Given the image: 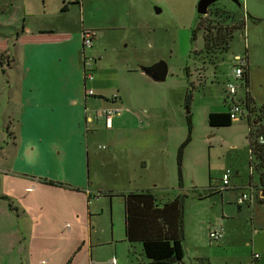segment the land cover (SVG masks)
Instances as JSON below:
<instances>
[{
    "label": "crops",
    "instance_id": "crops-1",
    "mask_svg": "<svg viewBox=\"0 0 264 264\" xmlns=\"http://www.w3.org/2000/svg\"><path fill=\"white\" fill-rule=\"evenodd\" d=\"M131 1L60 0L55 7L68 12V5L75 3L79 13L87 11L93 17L101 14L111 17L116 11L129 14ZM240 1L248 8V0ZM259 1L263 0H252L251 7L264 12V8L256 3ZM157 4L160 6L159 2ZM155 10L160 12V9ZM257 14L253 13V16L259 18L261 15ZM90 25L88 27L94 29L92 47L84 53L94 59V79L86 82L85 86L81 44L82 33L86 29L83 26L76 31H59L50 26L35 29L30 23H25L14 39L13 48L10 46L1 57L0 142H5V145L0 146V235H13L18 245L26 243L23 254L29 264H38L32 245L42 248L39 252L41 264H66L69 258L70 264H90L93 254L88 247L90 243L86 244L85 239L90 237L91 240L93 216L105 209L106 202L95 200L97 207L92 210V197H105L112 207L115 201L122 202L120 194L128 192L151 191L160 201L184 193L183 186L178 187L176 160L177 149L188 136L181 97L172 105L175 110L172 115L160 117L151 113L158 108L157 102L150 107H141L125 101L122 90L127 91L128 88L111 95L104 92L96 81L98 53L95 52V44L98 36L95 24ZM106 28L112 29L113 26ZM118 41V38L110 40L116 47ZM3 62L9 72L4 71ZM246 62L249 66L248 88L243 89L244 97L240 99L236 90L233 101L238 99L242 102L246 93L255 101L250 90L254 70L248 53ZM138 66V62L133 67L126 65L127 76L135 80V84L152 82ZM114 86L121 87L120 84ZM85 87L92 89L94 94L86 95ZM135 88L140 92V88ZM113 95H117L115 100ZM230 104L227 101L228 110ZM114 106L126 107L128 111L123 110L119 116L113 117L108 126L99 111ZM242 109L247 116L245 104ZM221 112L226 111L215 113ZM252 119L249 116L247 121ZM4 128L7 130L6 141ZM102 141L106 145L100 144ZM150 168L162 170L166 180L162 181L159 175L154 178L155 170L151 171L152 178L148 179ZM33 176L44 179V182L38 179L31 181L29 178ZM210 182L208 178L209 185L205 191L220 194L222 201L236 207V214L250 210L253 229L255 224H264V201H258L264 197L261 196L257 176L255 180L250 176L247 184L230 186L221 192V184L211 187ZM239 189H248L253 194L240 206L235 203ZM22 192L31 196V203L22 200L15 204L12 201L22 197ZM108 192L111 196L101 194ZM4 198L10 200L8 205ZM12 212L15 218L11 216ZM99 233L96 232L97 235ZM184 233L186 237L185 226ZM224 241L223 237L219 242ZM194 244L186 264H194L195 258L204 257L200 246ZM97 255L95 253V264H110L116 259L106 262ZM113 255L118 256L117 251ZM258 256L255 261L261 257ZM122 264L126 262L122 261Z\"/></svg>",
    "mask_w": 264,
    "mask_h": 264
},
{
    "label": "rangeland",
    "instance_id": "rangeland-1",
    "mask_svg": "<svg viewBox=\"0 0 264 264\" xmlns=\"http://www.w3.org/2000/svg\"><path fill=\"white\" fill-rule=\"evenodd\" d=\"M59 1L51 0L49 3L47 0H0V54L5 55L10 46L13 48L14 39L25 23H30L35 29L50 26L58 28L59 31H76L83 26L85 31L91 32L94 29L88 26L95 24V33L98 36L95 44V52L98 53L95 75L104 92L111 95L120 92V89L128 88L127 91L122 90L125 101L141 107H150L157 102L158 108L151 113L160 117L172 115L175 112L172 105L181 97L182 113L190 118L191 141L185 148L182 166V189L189 196L184 205L185 262L189 263L194 243H197L211 264H264V224H255L256 228L253 229L250 210L248 214H236V207L226 204L225 200L222 201L220 194H209V191H205L209 185L208 178L211 187H218L226 170H230L231 187L247 184L250 176L253 180L256 179L255 173L249 170L247 141L248 124H253L251 121L254 116L251 115L253 119L248 123L244 113L241 118L226 127H210L207 118L210 113L228 111L226 103L232 102L226 91L228 82L237 85L238 99L244 97V87L239 81H235L233 58L236 55L244 56L245 53H248L254 70L250 83L254 106H264V12L255 8L253 10L252 0H248V8L245 4L242 6L240 0H237L240 8L230 0L218 1L219 5L228 11L237 13L238 18L244 17L245 27L244 30L234 32L228 50L217 55L218 62L215 66L209 61H203L200 54L203 49L202 34L194 33L198 21V0H133L130 2L132 9L129 14L116 11L111 17L102 14L93 17L87 11L79 13L75 3L68 5L69 11L65 12L55 7ZM256 3L264 8V0ZM155 9H160V12L157 13ZM253 13L261 16L257 18ZM247 15L260 19L261 22L246 20ZM110 26L113 28H106ZM48 33L50 32H45ZM114 38L119 39L118 47L110 42ZM1 60L0 58V63ZM157 61H163L167 66L165 81L135 84V80L127 76L126 65L133 67L134 63L138 62L139 65L149 66ZM3 66L7 72L8 66L5 62ZM185 69L188 70L187 74ZM114 84H120L121 87ZM135 87L140 88L141 93L137 92ZM189 95L190 112L187 114L184 102ZM234 97L235 95L232 96ZM238 99L234 102L243 106L244 103ZM122 110L128 111L126 107H122ZM6 132L4 128V141ZM100 144L106 145L103 141ZM2 145H5V142H0V146ZM152 170L157 173L154 178L159 175L162 181L166 180L162 170L150 168L149 172ZM152 172L148 174V179L152 178ZM29 179L44 182V179L34 176ZM193 190L196 191L195 194H192ZM239 192L250 193L248 189H239ZM197 193L201 195V200L196 198ZM20 195L22 197L12 199L15 204L22 200L32 202L29 194L26 196V193L22 192ZM3 200L8 205L10 200ZM95 200L106 202L105 209L93 216L91 225L94 229L91 240L90 237L85 239L86 244L90 243L88 247L93 254L89 263L95 264L96 253L99 259L106 262L116 258L117 264H122V261L126 264H146L140 244L129 245L125 242L122 202L115 201L111 207L109 199L92 197V210L97 207ZM11 216L15 218L16 215L12 212ZM220 229L225 241L211 242L209 232ZM97 231L100 232L98 235ZM15 239L13 235L6 236V233L0 235V264H29L27 256L23 254L26 243L21 242V245H18ZM41 249L32 245L38 264H41ZM114 251H117L118 256L113 255ZM255 253L261 256L256 261L253 259ZM70 259L68 262H71Z\"/></svg>",
    "mask_w": 264,
    "mask_h": 264
},
{
    "label": "trees",
    "instance_id": "trees-1",
    "mask_svg": "<svg viewBox=\"0 0 264 264\" xmlns=\"http://www.w3.org/2000/svg\"><path fill=\"white\" fill-rule=\"evenodd\" d=\"M197 18L194 33L201 32L202 34L203 49L200 54L203 56V61H209L216 66L217 55L228 50L235 31L244 30L245 19L244 17L238 18L237 13L228 11L224 6L219 5L218 1L208 8L207 15H197ZM249 19L255 23L261 22L260 19H254L247 15L246 20ZM2 56L3 54H0V58ZM244 57L245 66L238 81L241 86L247 89L249 66L246 62V53ZM184 72L187 74L188 70L185 69ZM199 81L201 82V80ZM242 103L245 104L247 119L251 115L254 116L251 121L253 124H248L249 168L256 174L259 189L262 191L264 190V106L255 107L248 93H246V98ZM207 123L210 127L230 126L232 120L229 110L221 113H210ZM186 125L188 136L176 153L179 167V188L182 187L183 182L180 170L183 152L191 141L192 126L188 115H186ZM260 137L263 139L262 143L258 141ZM58 185L61 184L58 183ZM101 194L111 196L109 192ZM192 194H195V190L192 191ZM120 197L123 204L125 242L129 245L140 244L146 264H186L183 248L185 241L183 218L188 194L180 193L165 201H160L151 191L128 192L120 194ZM196 198L202 199L199 194ZM262 200L264 201V198H258L259 202ZM194 264H209V261L205 257H200L194 259Z\"/></svg>",
    "mask_w": 264,
    "mask_h": 264
},
{
    "label": "built area",
    "instance_id": "built-area-1",
    "mask_svg": "<svg viewBox=\"0 0 264 264\" xmlns=\"http://www.w3.org/2000/svg\"><path fill=\"white\" fill-rule=\"evenodd\" d=\"M67 1V0H64ZM93 35L94 33L91 31H83L82 33V44L81 49L83 51L82 55V79H83V85L85 86L86 82H91L94 79V59L91 58L89 55H86L84 53L85 51H88L92 47L93 42ZM234 63H235V81L239 80L243 68L245 66V58L240 55L234 56ZM237 90V85L234 82H228L226 84V91L228 95L231 97L232 102L230 104L229 113L230 118L232 121L239 119L240 115H243V109L242 105L240 103L234 102L232 96L235 95ZM84 92L86 95L92 96L94 94L92 89L84 88ZM117 98V95H113L112 99L115 100ZM123 112L122 108L120 106H114L109 107L105 109H101L99 111V115L105 119V122L108 126H110L111 119L115 116H119ZM259 143L263 142V139L259 138ZM230 170H226L221 178V185L219 191H224L228 187H230ZM253 194L246 193V192H238L235 198L236 205L240 206L243 205L246 201L250 200ZM209 238L211 242H219L223 239V232L222 230H216V231H210L209 232ZM258 254L254 255V258H258ZM110 264H115V260H111Z\"/></svg>",
    "mask_w": 264,
    "mask_h": 264
},
{
    "label": "water",
    "instance_id": "water-1",
    "mask_svg": "<svg viewBox=\"0 0 264 264\" xmlns=\"http://www.w3.org/2000/svg\"><path fill=\"white\" fill-rule=\"evenodd\" d=\"M219 0H198L196 5V12L198 15H207L208 8ZM235 4L239 5L237 0H230ZM139 70L152 82L160 83L165 81L167 77V66L163 61H157L149 66H138ZM189 101L190 95L186 97L184 102L185 113H189ZM261 196L264 197V190L261 191Z\"/></svg>",
    "mask_w": 264,
    "mask_h": 264
}]
</instances>
